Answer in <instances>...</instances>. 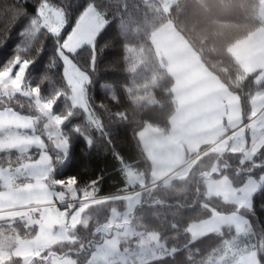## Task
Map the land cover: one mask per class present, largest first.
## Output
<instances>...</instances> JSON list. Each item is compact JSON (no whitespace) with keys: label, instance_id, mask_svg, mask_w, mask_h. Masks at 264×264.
<instances>
[{"label":"snow or ice","instance_id":"6c2138e0","mask_svg":"<svg viewBox=\"0 0 264 264\" xmlns=\"http://www.w3.org/2000/svg\"><path fill=\"white\" fill-rule=\"evenodd\" d=\"M109 3L90 0L59 41L64 86L50 96H42L39 85L26 82L29 59L16 55L0 67V264H80L85 244L79 229L95 241L84 264H109V257L127 253L137 243L158 240L147 223L138 227L134 221L159 217L157 208L184 204L153 202L147 204L153 209L148 212L145 193L127 178L116 194L100 196L98 180L80 185L76 177H52L54 165L62 161L68 147L61 125L74 111L82 112L90 127L103 128L86 93L89 76L72 57L87 44L92 52L89 67L94 66L95 36L110 22L101 5ZM18 14L14 6L0 7V20L11 22ZM32 23L37 31L43 28L59 36L67 21L63 9L42 0ZM17 96L26 101H15ZM234 96L232 135L219 150L216 170L209 178L217 190L201 192L197 186L194 199L207 215L186 225L192 238L211 234L224 242L241 234L254 235L244 210L251 212V197L264 187V171H259L264 168V55L249 62ZM61 98L66 107L53 112ZM25 107L26 113L21 110ZM98 107L103 110V103ZM229 204L232 207L224 210ZM206 225H217L218 230H204ZM260 255H264V240L253 242L243 254L228 243L218 252L220 264H262Z\"/></svg>","mask_w":264,"mask_h":264},{"label":"trees","instance_id":"16d2710c","mask_svg":"<svg viewBox=\"0 0 264 264\" xmlns=\"http://www.w3.org/2000/svg\"><path fill=\"white\" fill-rule=\"evenodd\" d=\"M47 2L64 11L67 24L59 36L34 28L32 21L42 0H0V7L14 6L19 13L11 22L0 20V67L16 55L29 59L26 82L39 85L42 96H50L64 86L63 63L57 53L59 41L71 31L76 17L90 0ZM101 6L106 7V18L110 22L95 37L94 66L89 67L92 52L88 45L79 49L72 59L89 76L86 93L103 128L90 127L84 114L74 111L61 125L68 147L62 161L54 165L52 177L56 180L76 177L80 185L98 180L99 195L111 196L125 183L124 165L150 179L151 164L139 134L145 126L168 134L170 118L176 109L172 91L174 78L153 45L155 32L169 24L206 69L234 94L244 73L228 48L261 28L264 22L260 0H175L167 10L160 0H110L109 4ZM14 99L26 101L20 96ZM101 103L103 110L98 107ZM16 106L13 103V107ZM65 107L61 98L56 101L53 112L59 113ZM21 110L27 112L26 107ZM77 128L80 131H76ZM218 158L219 153H208L194 164L186 178L167 186L160 184L153 193L147 192L144 201L148 212L153 209L147 208V204L153 202L184 204L179 208H157L159 217L146 221L154 225L150 230L158 235L169 253L141 264H217L212 255L219 250L221 237L210 234L192 239L185 227L190 220L207 215L194 198L198 185L203 192L201 180L216 170ZM223 207L228 210L232 205ZM244 215L254 233L249 236L251 243L264 240V187L251 197V212L246 208ZM146 222L134 221L135 224ZM77 234L85 244L78 257L80 264H84L95 241L84 229H79ZM259 259L264 264V255Z\"/></svg>","mask_w":264,"mask_h":264},{"label":"crops","instance_id":"0c3cea01","mask_svg":"<svg viewBox=\"0 0 264 264\" xmlns=\"http://www.w3.org/2000/svg\"><path fill=\"white\" fill-rule=\"evenodd\" d=\"M260 11L264 22V10L260 8ZM156 37L160 41L158 52L162 62L174 78L172 91L176 104L174 114L170 118V131L163 136L169 135L176 139L179 144L173 145L175 150L182 148L185 155L193 154L201 146H211L225 136H230L231 130L227 135L215 134V130L220 126H227L234 118L235 113L232 111V105L235 103L234 94L206 69L197 54L179 37L174 36L172 38L174 40H162L157 34ZM255 41L263 43L264 35ZM229 53L236 63L248 67L249 57L246 64L244 58L233 48L230 47ZM149 131L140 132L139 137L140 141L145 143L142 147L147 158L149 157L153 163L150 153L146 151V144L152 137H159L161 134ZM161 143L153 145L154 149L157 150ZM151 168L153 175V166Z\"/></svg>","mask_w":264,"mask_h":264},{"label":"rangeland","instance_id":"374dc122","mask_svg":"<svg viewBox=\"0 0 264 264\" xmlns=\"http://www.w3.org/2000/svg\"><path fill=\"white\" fill-rule=\"evenodd\" d=\"M174 1L175 0H160L161 5L165 10H167L169 6L171 5V3ZM260 8L264 10V0H260ZM156 34L162 40H165V39L174 40L172 38L176 36L177 32L169 24L167 25L165 24L161 28H159L155 32V37L153 40V45L155 49L157 50L159 46L158 44L160 41L156 37ZM251 34L246 36L243 39L235 41L228 48V52L231 47L234 49L235 52L239 53V55H241V57L244 58L246 64H247V57H249V60L251 61L255 59L256 57L264 55V42L258 43L255 41V39L257 40L258 38H260V36L264 35V27L259 28L258 30L254 31L252 35ZM85 46H87V44H85ZM237 64L238 66H240L239 68L242 70V72L245 73L244 71H246L247 69L246 66H242L239 62H237ZM148 130L150 131L152 130L151 132H157L161 134V136L159 137H152V139L146 144V151L148 150L153 160V163H152L148 157V160L151 166H153L154 174L152 175V173H150L151 175L149 176L150 179L149 178L146 179L144 178L142 174H140V172H138L135 169L137 171L136 172L133 169V167H129L128 165L123 166V170H124V174L126 175V178L129 181H131L134 185L138 186V192L143 191L146 196L148 195L147 192L153 193L154 189L160 186V184L167 186V184H169L172 181L181 180V179L186 178L190 170L194 166V164L197 163L200 158H202L203 156L211 152L219 153V150L223 147V145L232 135V132H231L230 136H225V138H223L221 141H216V143L212 144L211 146H208V145L201 146L198 150H196L197 152L191 155L189 154V156H187L185 155V151L182 148L180 150L179 149L175 150L173 145L179 144L176 142L177 141L176 139H173L169 135H167L166 137L163 136L162 132H160L159 130L151 126H145L142 129L143 132H146ZM229 130L232 131L230 127V123L227 124V126L223 125V126H220L219 128H216L215 134L224 133L225 135H227ZM160 142L162 143L160 144L158 149L155 150L153 145H155L156 143H160ZM141 144L142 146L145 145L143 141H141ZM33 152L35 153V150H33ZM151 172H152V168H151ZM210 177L211 176L207 178L203 177V179L201 180L204 182V188H202L203 192L205 188H208L209 190L213 192L217 190L216 184L214 182H209ZM250 204H251V201H250ZM141 224L142 223H138L136 225L139 227ZM147 224L149 225L150 228L154 227V225L151 223L150 224L147 223ZM209 228L213 231L218 230L217 225L204 226V230H207ZM201 236H203V234H198L196 238H192V239H197ZM249 236L250 235L248 234H241L240 236L230 238L222 242L221 245L219 246L220 248L217 251V253H214L212 255V257L214 258V263L217 262V264H220L218 252L224 246V243L230 244L234 252L243 254L246 247H250L251 244L253 243V242L251 243ZM167 253H169V251L166 249L163 243L159 241L158 239L155 242L147 241L142 244L137 243V245L134 248H132L129 252L127 253L120 252L118 255L109 257L108 260H109V264H111V261L113 260H114L113 264H141L144 262L148 263V262H152L154 260L160 259L168 255Z\"/></svg>","mask_w":264,"mask_h":264}]
</instances>
